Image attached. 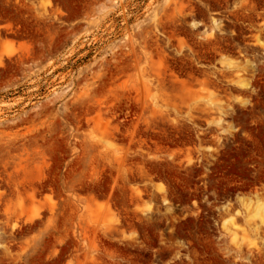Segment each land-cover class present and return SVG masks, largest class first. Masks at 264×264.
<instances>
[{
  "label": "rangeland",
  "instance_id": "1",
  "mask_svg": "<svg viewBox=\"0 0 264 264\" xmlns=\"http://www.w3.org/2000/svg\"><path fill=\"white\" fill-rule=\"evenodd\" d=\"M0 264H264V0H0Z\"/></svg>",
  "mask_w": 264,
  "mask_h": 264
}]
</instances>
